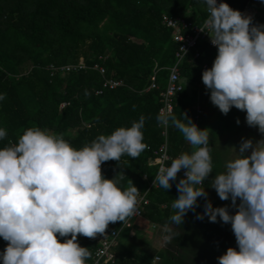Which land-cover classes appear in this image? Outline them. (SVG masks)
<instances>
[{
  "label": "trees",
  "instance_id": "16d2710c",
  "mask_svg": "<svg viewBox=\"0 0 264 264\" xmlns=\"http://www.w3.org/2000/svg\"><path fill=\"white\" fill-rule=\"evenodd\" d=\"M252 1L230 0L228 5L244 14ZM206 8L205 0H0V93L6 94L0 100V128L7 132L6 138L0 140V148L9 141L16 143L32 126L63 133L72 146L80 148L100 134L130 127L141 115L145 117V151L136 159L124 155L119 163L104 162L101 168L106 179L123 172L121 187H127L131 180L148 203L141 204L139 217L128 220L130 227L118 221L110 223L104 235H78L80 246L87 247L92 255L99 246L97 238L111 231H118L112 248L115 264H218L217 258L228 247L237 248L230 223L221 222L219 217L215 223L207 216L196 218L204 213L203 197L198 198L195 211L189 210L179 227L170 224L169 217L174 214L171 204L179 195L176 184L183 178L180 173L168 190L158 183L151 184L157 171V165H152L158 157L155 153L164 143V128L157 120L163 106L161 94L178 50L172 30L161 20L164 15L181 16L201 24ZM252 21L264 25V19L257 16ZM198 49L199 59L194 60V51H190L179 65L182 90L173 96L172 112L178 118L187 113L202 129L206 118L202 113L195 120V106L199 91L206 98L210 93L202 82L199 65L205 61L212 66L217 49L205 41H199ZM80 61L83 69L61 70ZM95 66L104 68L105 78L123 85L96 94L104 79ZM151 77L155 78L153 89L149 88ZM206 103L207 100L203 109ZM213 107L211 104L209 109L217 112ZM216 115V120L206 126L210 129L213 172L203 186L214 208L227 206L234 214L231 201H222L211 182L216 173L224 171L230 146L245 134L241 125H247L246 113L232 107L226 115ZM166 131L169 166L173 158L190 153L192 148L171 123ZM165 223L177 235L171 243L164 245L161 240L162 246L154 248L144 240L145 226L161 229L163 236ZM6 246L7 242L0 238V253ZM91 263L89 259L87 264Z\"/></svg>",
  "mask_w": 264,
  "mask_h": 264
},
{
  "label": "clouds",
  "instance_id": "9594fccd",
  "mask_svg": "<svg viewBox=\"0 0 264 264\" xmlns=\"http://www.w3.org/2000/svg\"><path fill=\"white\" fill-rule=\"evenodd\" d=\"M205 4L209 16L200 31L217 48L211 68L202 72L210 101L225 115L232 107L244 111L247 125L264 134V25L253 24L251 16L222 0H205ZM5 98L0 93V100ZM181 117L171 110L157 116L160 124L177 128L192 148L161 167L154 178L168 190L185 170L176 184L179 195L171 204L170 224L179 227L203 197L204 213L196 218L207 216L215 223L219 217L230 223L238 248L228 247L217 258L218 264H264V139L255 143L242 139L238 151L234 149L235 158L211 182L218 197L230 200L236 209L230 214L227 206H212L203 186L213 172L210 129L198 128L187 113ZM144 125L141 115L130 127L100 134L80 148L63 133L32 126L16 143L9 141L0 148V238L7 242L0 253L2 264H87L92 254L80 246L78 235H104L110 223H126L138 214L137 187L131 180L121 187L123 172L106 179L101 165L110 160L119 163L124 155L138 158L148 147ZM6 136L0 128V140ZM163 232L164 245L177 235L169 223L163 225Z\"/></svg>",
  "mask_w": 264,
  "mask_h": 264
},
{
  "label": "built area",
  "instance_id": "2783aa9c",
  "mask_svg": "<svg viewBox=\"0 0 264 264\" xmlns=\"http://www.w3.org/2000/svg\"><path fill=\"white\" fill-rule=\"evenodd\" d=\"M230 0H222V2L227 3ZM221 0H217V3H220ZM209 13L206 8V18L201 24H197L193 21L188 20L185 17L181 16H176V17H170L167 15H164L162 17L161 23L163 26L166 28H169L173 32V40L174 42L177 43L178 45V50L176 53V62L172 68L169 69V77L167 80V84L165 87V90L162 92V103L163 106L159 110V114H162L166 111L173 110V105H172V99L173 96L176 95L179 91L182 90V86L180 84V79H179V65L183 58L190 52L194 51L193 54V59L197 60L200 58V52L198 49L199 41H205L207 42L208 46L217 49L211 42H210V37L206 32L200 31V28H203L205 20L208 18ZM205 31H208L205 29ZM185 53H184V50ZM200 69L201 72H203L205 69L211 68V66L203 61L200 63ZM52 69L56 70V68L51 67ZM84 64L82 61H80L77 65L74 66H67L61 68V70H76V69H83ZM94 69H97L100 75L103 77V82H102V89L96 91V94L102 93L103 89H116L118 87H121L123 84L121 81L118 80H113L111 78H105V70L102 67L95 66ZM150 89L156 88L155 84V78L151 77V84H150ZM195 120L199 117V115L202 114V110L199 107L195 108ZM196 124V121L194 122ZM164 128L163 130V137H164V143L162 146L159 148L157 154V158L154 160L153 164L157 165V171L156 175L158 174L159 170L161 167L168 166L167 162L169 161V156L167 154V131H166V126L162 125ZM184 169L180 170V175L184 177ZM155 175V177H156ZM154 179L151 182L153 185ZM148 202L145 199L144 196H140V204L138 206L139 211L138 214L133 216L134 218H137L141 215V210L140 206L141 204L146 205ZM126 227H130V223L126 222L124 224ZM118 236V231H111L109 235L102 236L97 238V241L99 243V246L95 249L93 252V255L91 256L92 263L91 264H115V255L112 252V248L116 246V239Z\"/></svg>",
  "mask_w": 264,
  "mask_h": 264
},
{
  "label": "crops",
  "instance_id": "0c3cea01",
  "mask_svg": "<svg viewBox=\"0 0 264 264\" xmlns=\"http://www.w3.org/2000/svg\"><path fill=\"white\" fill-rule=\"evenodd\" d=\"M246 12H244V15H248V16H251L253 15L252 17V20L254 19V16H257L259 18H262L264 19V0H253L252 1V6H248L246 7ZM248 11V12H247ZM243 14V13H242ZM253 22V21H252ZM202 94H198V103L197 105L195 106L196 107H199L201 110H202V113L205 115V118H206V121L203 125V128L206 127L207 125L213 123L216 119V114L218 112H220V110L215 106V108L213 110H216L217 112L213 113V111H211L209 108L205 107L203 109V106H205V95L203 96V98L201 97ZM200 98H202V100H200ZM146 229V228H145ZM146 231L147 233L145 234L146 237L144 239H146L149 244L151 246H153L154 248H160L162 246V243H161V237H156V235H158V232L159 231L158 229H150V230H144ZM143 235V237L145 236ZM160 238V239H159Z\"/></svg>",
  "mask_w": 264,
  "mask_h": 264
},
{
  "label": "rangeland",
  "instance_id": "374dc122",
  "mask_svg": "<svg viewBox=\"0 0 264 264\" xmlns=\"http://www.w3.org/2000/svg\"><path fill=\"white\" fill-rule=\"evenodd\" d=\"M208 92H209V90H208ZM199 94H202V96H201L202 98L205 95V93L202 92V91H199ZM202 98H200V100H202ZM205 100H207V103L206 104H207V108H209L212 103H209L208 102L209 98H206V95H205ZM204 128H206V127H204ZM204 128L202 127V129H204ZM241 131H242V133L244 132L245 134L242 135V137L240 139H238L237 144H234L233 143V145L230 146V148H229V155L227 157L228 158L227 161L235 158L236 153L234 152V149H236L238 151L239 145H240L242 139H245L244 137H247V139H251L253 141V143H255L258 140L264 139V134L260 133L259 130H258V128H256V127H250V126L245 125V124L242 123V125H241ZM247 154H249V153H245V155H247ZM145 227L147 228V230H150L149 226H145ZM158 230H159V231H157L158 232V235H156V237H161L162 238V236H161L162 230L161 229H158ZM144 240H146V239H144Z\"/></svg>",
  "mask_w": 264,
  "mask_h": 264
}]
</instances>
